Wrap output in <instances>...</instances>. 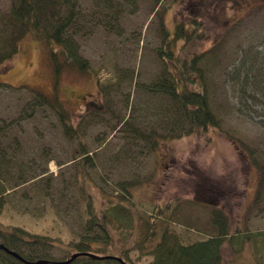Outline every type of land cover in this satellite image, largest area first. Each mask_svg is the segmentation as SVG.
Segmentation results:
<instances>
[{"label":"rangeland","instance_id":"rangeland-1","mask_svg":"<svg viewBox=\"0 0 264 264\" xmlns=\"http://www.w3.org/2000/svg\"><path fill=\"white\" fill-rule=\"evenodd\" d=\"M77 8L85 20H78L74 39L89 71L64 68L60 96L79 136L69 138L48 106L25 117L27 88L52 90V66L41 44L27 36L0 63V82L10 85H0V149L11 160L0 178L8 186L41 175L16 188L22 197L7 195L0 229L46 235V244L16 246L38 259L62 258L74 251L72 244L92 237L83 229L87 201L100 209L105 198L119 200L135 218L171 201L166 215L185 240L215 233L211 214L219 208L229 213L230 233L236 226L247 229L238 242L225 241L223 264H264V0H79ZM9 10L10 0H0L1 20ZM193 19L201 21L200 39L183 52L179 41L176 52L181 58L205 53L200 66L211 107L228 138H210L211 130L164 135L171 134L178 114L168 96L149 89L165 67L157 55L162 26L172 33L179 23L190 28ZM124 120L143 136L152 133L160 150L152 151L151 142L133 135L129 125L118 129ZM81 142L90 154L83 165ZM255 186L260 200L239 223L241 205ZM240 242L243 250L233 253L229 244Z\"/></svg>","mask_w":264,"mask_h":264},{"label":"trees","instance_id":"trees-1","mask_svg":"<svg viewBox=\"0 0 264 264\" xmlns=\"http://www.w3.org/2000/svg\"><path fill=\"white\" fill-rule=\"evenodd\" d=\"M126 1L135 2L136 0ZM161 1L154 0L156 5ZM78 3L79 0H10V10L3 20H1L3 17H0V63L11 59L19 51L22 40L27 36H32L46 50L52 66L50 93L27 88L30 94L28 99L31 102L27 100L24 108L25 117L29 118L32 116V111L48 106L58 116L62 129L69 138L76 134L79 136V133L70 126V114L63 108L64 104L60 96L62 71L67 66L83 73L89 71L88 61L78 53L74 39L79 29L78 20L80 18L85 20L84 14L80 13L77 8ZM190 24L191 27L187 28L184 22L179 23L172 33L162 26V46L157 49V55L164 60L165 67L160 79L154 81L149 89L168 96L174 105L173 113L178 114L176 124L173 123L168 128L171 134L164 135L176 138L192 136L197 131L209 132L211 130L212 137L210 138H213L215 133H221L228 138V131L224 129L220 117L211 107L208 82L204 78L206 70L200 66L205 53L197 51L181 58V55L176 52L179 41L182 42L180 51L183 52L191 42L200 39L201 21L193 19ZM99 82L101 84V81ZM0 85L10 86L4 82H0ZM123 124L130 126L133 135L138 134L143 140L150 141L152 151L156 152L159 149L156 150L155 144L160 140L152 133L143 136L144 133L139 132L135 126L125 120L117 128L120 129ZM80 145L79 164L83 165L88 161L90 154L84 143L81 142ZM2 152L3 149H0V173L2 168L8 167L11 163L7 156H2ZM254 152L252 150L251 155ZM253 163L259 165L255 159ZM40 176L32 175L31 178L22 179L18 184L8 186L0 178V214L4 209L6 197L11 195V191L15 194L14 191H17L16 188L20 185L28 182L29 179H39ZM119 186L128 196L130 195L126 189L129 187L127 183L122 182ZM256 187L252 199L255 204L260 200ZM18 196L22 197L19 194ZM120 197L125 200L127 196L120 194ZM102 202L104 205L100 209H97L91 200L85 204L86 218L83 229L88 234L92 233V237L80 239L72 244L74 251L62 258L44 257L42 260L47 261L46 264H65L62 262L71 259L72 255L77 252L80 254L66 264H123V262L126 264H223L222 248L226 244L225 241L236 239L238 242V237H243L246 232L236 226L234 233H230L229 213L215 208L211 214V224L216 232L201 239L188 241L171 227L174 220L166 215V210L171 207V201L165 203L164 207L155 205L150 214H141L138 218L132 215L127 204L119 200L105 198ZM261 233V231H256L253 235L258 237ZM25 237L32 240L27 241ZM45 238H47L46 235L33 234L22 227H13L12 231L0 229V245L16 252L22 258L19 259L0 248V264H31V262L40 260L31 253H23L16 244L21 242L46 244ZM257 240L258 238H255V243ZM262 244L264 245V239H262ZM242 245L243 242H240L235 248H232L230 244L229 247L236 254L237 251L243 250L244 245ZM254 247L256 248V245ZM114 250L118 252V255L113 253ZM91 254L101 258H94Z\"/></svg>","mask_w":264,"mask_h":264},{"label":"water","instance_id":"water-1","mask_svg":"<svg viewBox=\"0 0 264 264\" xmlns=\"http://www.w3.org/2000/svg\"><path fill=\"white\" fill-rule=\"evenodd\" d=\"M0 248L4 249L7 253H9V254H11V255L17 257V258L22 259V258L19 256V254H17L16 252L11 251V250L5 248L3 245H0ZM77 254H80V253L77 252V253L73 254L72 257H71V259L75 258ZM86 254H88V253H86ZM91 255H92V254H91ZM92 256H93L94 258H101V257H99V256H97V255H92ZM114 258H116V257H114ZM71 259L66 260L65 262H62V263H65V264H66V263H69V261H70ZM117 259L120 260V261H122L120 258H117ZM25 262H27V261H25ZM122 262H123V261H122ZM46 263H47V261L42 260V259L37 260V261H34V262H31V264H46ZM123 264H126V263L123 262Z\"/></svg>","mask_w":264,"mask_h":264},{"label":"crops","instance_id":"crops-1","mask_svg":"<svg viewBox=\"0 0 264 264\" xmlns=\"http://www.w3.org/2000/svg\"><path fill=\"white\" fill-rule=\"evenodd\" d=\"M254 191H255V187L254 189L251 191L249 197H248V201H246L245 203H243L242 207H241V210L238 212V214L240 215L239 216V220L238 222H242V218H243V215L246 213V211L251 207V202H252V199H253V196H254ZM244 229V228H243ZM247 230V229H246ZM258 231V229H256Z\"/></svg>","mask_w":264,"mask_h":264}]
</instances>
